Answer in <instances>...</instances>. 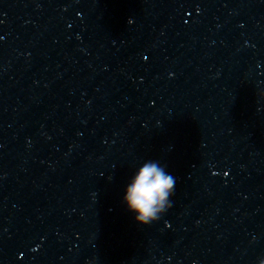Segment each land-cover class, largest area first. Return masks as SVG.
<instances>
[{
    "label": "water",
    "instance_id": "95a60500",
    "mask_svg": "<svg viewBox=\"0 0 264 264\" xmlns=\"http://www.w3.org/2000/svg\"><path fill=\"white\" fill-rule=\"evenodd\" d=\"M261 261H264V235L147 242L76 264H261Z\"/></svg>",
    "mask_w": 264,
    "mask_h": 264
},
{
    "label": "clouds",
    "instance_id": "9594fccd",
    "mask_svg": "<svg viewBox=\"0 0 264 264\" xmlns=\"http://www.w3.org/2000/svg\"><path fill=\"white\" fill-rule=\"evenodd\" d=\"M175 183V178L159 162L148 160L131 176L125 188L123 203L137 223L150 225L173 207L171 198L175 194Z\"/></svg>",
    "mask_w": 264,
    "mask_h": 264
}]
</instances>
